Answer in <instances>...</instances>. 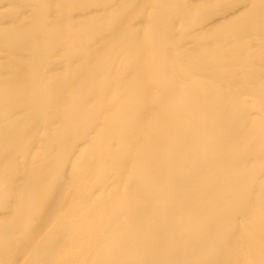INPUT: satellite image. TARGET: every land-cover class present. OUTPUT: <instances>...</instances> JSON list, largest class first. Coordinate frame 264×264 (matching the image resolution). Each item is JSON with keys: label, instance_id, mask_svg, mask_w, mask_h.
I'll return each instance as SVG.
<instances>
[{"label": "bare ground", "instance_id": "bare-ground-1", "mask_svg": "<svg viewBox=\"0 0 264 264\" xmlns=\"http://www.w3.org/2000/svg\"><path fill=\"white\" fill-rule=\"evenodd\" d=\"M0 264H264V0H0Z\"/></svg>", "mask_w": 264, "mask_h": 264}]
</instances>
